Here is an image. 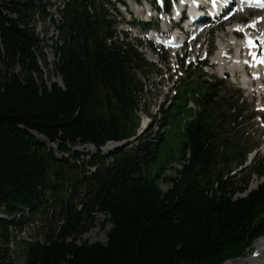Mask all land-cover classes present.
Listing matches in <instances>:
<instances>
[{"label":"trees","instance_id":"1","mask_svg":"<svg viewBox=\"0 0 264 264\" xmlns=\"http://www.w3.org/2000/svg\"><path fill=\"white\" fill-rule=\"evenodd\" d=\"M62 5L56 21L51 0H0V264H10V228L50 209L44 242L25 243L24 264H225L253 252L264 239V182L238 194L264 177V161L236 180L247 153L228 144L215 118L224 99L197 98L181 149L189 159L164 192L165 167L150 170L165 133L150 140L151 126L128 141L145 94L136 70L147 63L119 30L110 0ZM49 22L59 35L53 65L37 33ZM80 144L98 153L85 160L73 152ZM98 214L111 224L107 242L78 244Z\"/></svg>","mask_w":264,"mask_h":264},{"label":"rangeland","instance_id":"2","mask_svg":"<svg viewBox=\"0 0 264 264\" xmlns=\"http://www.w3.org/2000/svg\"><path fill=\"white\" fill-rule=\"evenodd\" d=\"M110 1L112 8L110 12L113 13L116 21L120 23V30L127 34L129 40L135 44V49L140 54L139 59L147 63V65H144L145 68L138 65L136 70L145 86V94L142 96L137 116L140 117L139 120H141V117L152 118L154 128L150 140H153L155 133L158 131L165 133V141L158 153V164L150 170V174L154 175L159 167H165V173H163L160 181L161 189L168 192L172 188L173 183L171 180L179 178V172L182 171L189 159V152L184 160L181 159V149L185 142L186 133L184 129L200 110L197 98H202L207 93H218L219 97L224 99L221 102V108L216 110L215 118L224 129V137L228 140V144L239 146L247 153L248 161L245 166L237 170L236 180L249 175L253 170L252 168H254L253 163L255 160L257 161L255 167L261 166L264 161V124L262 123L264 98L245 88L240 77L241 73L237 74L236 79L225 77L220 75L218 68L213 65V57L219 52L221 40L228 42L233 39L230 32L237 21L226 22L222 25L218 21L210 24L209 28L214 31L205 33V42L200 41L201 48L199 51L198 45L192 47L191 44H188L186 48L188 58L183 60L180 73H175L178 68L176 60L182 61L180 53L183 52L177 54L176 58L175 52L167 53L163 47L159 46L157 41L150 39V33H146L145 27L152 28L159 25L156 23V17L151 18L153 21L148 22L150 18H145L147 11H143L149 7L152 0H137L138 2H135V0ZM119 1H121V4ZM51 2L54 8L50 9V14L56 21L60 20L57 8H63V0H51ZM156 4L159 6L158 2ZM147 10L150 13L149 8ZM259 12L264 14V11ZM254 17L255 13L247 12L241 21L249 22ZM141 19L147 22H143ZM221 21H225V18H222ZM37 33L42 41L43 52L46 54L49 64L53 65L55 58L51 47L55 45L59 37L58 32L52 22H49L47 25L38 23ZM239 39L241 40L238 42L245 41V35L240 36ZM233 42H235L234 39ZM230 48L233 51V46ZM205 50L209 52L207 60H205ZM192 61H196V63L193 64ZM47 74L49 75V72ZM51 77H53V74H51ZM47 80L49 81V78ZM230 106L234 107L231 108ZM238 114L241 115V118L236 123L234 118ZM163 124H166V126H163ZM139 126H142V122ZM136 139V136H134L128 141L134 142ZM122 146L123 144L118 146L110 144L100 150L102 154H107ZM49 147L52 146L49 145ZM53 147L55 153H58L57 148ZM73 152L78 153L85 160H89L98 153L94 146L84 144L74 147ZM263 182L264 177L253 176L250 179L248 190L243 194H238V197H246L248 193L257 189ZM49 215L46 219L40 216L26 221L21 226L10 228L9 238L12 241L8 246V262L10 264L25 263V243L44 242L45 220L52 219L53 209H50ZM110 229L111 224L107 222L106 216L98 214L95 225L81 238L78 244L81 245L86 240L89 243L99 242L105 244ZM256 244L258 242L255 243L253 252L250 251L246 256L233 259L228 263L259 264V259H251L256 252ZM262 263L264 264V257Z\"/></svg>","mask_w":264,"mask_h":264},{"label":"bare ground","instance_id":"3","mask_svg":"<svg viewBox=\"0 0 264 264\" xmlns=\"http://www.w3.org/2000/svg\"><path fill=\"white\" fill-rule=\"evenodd\" d=\"M185 1H191V7H194V9L198 8L199 11L203 9L198 2L199 0ZM214 1L218 5H222L223 3V0ZM183 7H185V5H183ZM147 9L143 11L146 12ZM153 13L155 15H153L152 13H147L145 15V18L148 17L150 18V21H153V19L151 18L157 16L156 12ZM217 20L221 25L227 22L221 21V16H216L211 19V21H214L213 23H215ZM229 20L230 22H234V18H230ZM202 21L207 22L208 20L204 19ZM205 22L200 23L204 24ZM252 24H254L255 26L251 27L250 25ZM233 27L234 28L230 33L235 42H233V39L229 40L228 42H223L221 40L219 52L215 57H213V65L218 68L219 74L225 77L236 79L237 74L241 73L240 77L243 81V84L245 85V88H247V90L255 92L257 95H259V97L261 96L264 98V64L257 63V59L264 57V43H262V41H264V14L262 12H256L255 17L252 18L249 23H246L244 25L235 23ZM237 28H241L243 29V31H237ZM244 35L245 41L238 42L239 40H241L239 39V37ZM248 39H251L253 41L252 47L246 46V40ZM232 46L233 51L232 48H230ZM250 53H255L257 59H254ZM153 59L155 60V58ZM245 61H247V63H245ZM256 247V252L252 255L251 259H259L258 263L263 264L262 261L264 257V239L259 240L258 244H256ZM226 264H231V262H227Z\"/></svg>","mask_w":264,"mask_h":264},{"label":"snow or ice","instance_id":"4","mask_svg":"<svg viewBox=\"0 0 264 264\" xmlns=\"http://www.w3.org/2000/svg\"><path fill=\"white\" fill-rule=\"evenodd\" d=\"M262 2H264V0H262ZM250 26H251V27H254L255 25L252 24V25H250ZM236 30H237V31H243V29H241V28H237ZM262 43H264V41H262ZM246 46H248V47H252V46H253V41H252L251 39L246 40ZM250 54L253 56L254 59H257L255 53H250ZM245 63H247V61H245ZM257 63H259V64H264V57H261V58L257 59ZM257 78H258V77H257Z\"/></svg>","mask_w":264,"mask_h":264},{"label":"water","instance_id":"5","mask_svg":"<svg viewBox=\"0 0 264 264\" xmlns=\"http://www.w3.org/2000/svg\"><path fill=\"white\" fill-rule=\"evenodd\" d=\"M60 84H62V80L61 79H60ZM262 120H263V123H264V116H263Z\"/></svg>","mask_w":264,"mask_h":264}]
</instances>
